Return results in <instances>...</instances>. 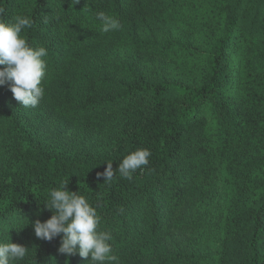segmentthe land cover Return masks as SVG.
Returning <instances> with one entry per match:
<instances>
[{
	"label": "trees",
	"instance_id": "obj_1",
	"mask_svg": "<svg viewBox=\"0 0 264 264\" xmlns=\"http://www.w3.org/2000/svg\"><path fill=\"white\" fill-rule=\"evenodd\" d=\"M210 1L216 27L209 60L198 84L189 86L174 78L148 77L137 60L120 57L128 50L175 51L172 40L145 31L152 15L176 18L173 1L0 0V20L29 17L33 24L22 35L48 52L44 96L28 109L45 120L57 116L66 125L112 124L117 111L125 117L123 134L103 154L51 152L28 141L10 167L0 170V242L10 239L29 247L25 259L13 264H92L78 252L60 253L62 234L51 241L34 234L32 222L52 215L44 202L63 181L97 208L99 230L111 232L119 264H203L206 258L192 251L191 238L201 226L198 183L214 171L215 154L228 178L216 264H264V0ZM98 12L117 18L121 29L103 32ZM245 22L248 83L236 97V68L230 77L227 55L237 50L233 34ZM9 83L0 85V123L15 129L24 106ZM137 148L152 155L131 181L117 175L109 186L97 176L107 166L105 160L115 170ZM146 246L152 253L142 263L140 252Z\"/></svg>",
	"mask_w": 264,
	"mask_h": 264
},
{
	"label": "rangeland",
	"instance_id": "obj_2",
	"mask_svg": "<svg viewBox=\"0 0 264 264\" xmlns=\"http://www.w3.org/2000/svg\"><path fill=\"white\" fill-rule=\"evenodd\" d=\"M28 2L34 0H26ZM177 4L176 18L166 21L161 16L152 15L147 20L146 33H153L157 39H170L175 43V51L169 54L142 51H125L120 53L123 60H137L144 74L151 78H174L189 86L198 84L206 71L211 37L216 22L211 19L212 3L209 0H170ZM159 19L160 21H158ZM246 22L241 23L233 34L237 50L228 51V68L230 77L236 68L237 84L232 95L239 97L245 93L248 83L249 57L247 47L250 34ZM232 45L228 46L231 48ZM227 50V49H226ZM122 71L116 81L123 78ZM19 126L8 128L0 123V170L10 167L16 152L28 141L40 147L64 154L85 153L100 155L107 152L121 137L124 131L125 117L120 111L115 112L114 123L93 125L87 122L66 125L55 116L51 120L41 119L34 111L24 107ZM206 116V115H205ZM207 129L213 126L210 116L206 117ZM207 130V131H208ZM213 146L212 152H216ZM213 172L199 180L202 188V200L197 206V216L201 226L191 238L192 251L203 256V264H216L223 239L222 222L227 213L228 178L221 169L215 154ZM152 250L146 246L140 252L141 262H147Z\"/></svg>",
	"mask_w": 264,
	"mask_h": 264
},
{
	"label": "clouds",
	"instance_id": "obj_3",
	"mask_svg": "<svg viewBox=\"0 0 264 264\" xmlns=\"http://www.w3.org/2000/svg\"><path fill=\"white\" fill-rule=\"evenodd\" d=\"M96 18L101 21V30L105 33L122 27L117 18L104 12H98ZM32 24L27 16H17L11 23L0 20V85L10 82L9 88L15 100L24 107L35 108L44 96L41 82L45 76L48 52L43 46H31L22 35ZM151 155L149 149L137 148L124 156L115 170L111 161L105 160L107 166L97 176H102L109 186L117 175L131 181L137 169L148 165ZM66 184L67 181H63L50 190L44 206L52 215L43 222L39 219L32 222L35 236L51 241L62 234L60 253L72 255L78 252L82 258L90 257L92 264H119V257L113 254L110 243L113 240L111 232L99 230L101 217L97 208L85 195L69 191ZM28 254L29 247L13 243L10 239L0 242V264L22 261Z\"/></svg>",
	"mask_w": 264,
	"mask_h": 264
}]
</instances>
